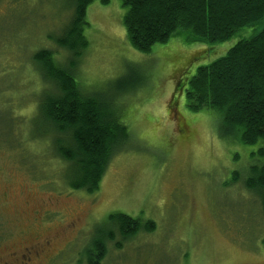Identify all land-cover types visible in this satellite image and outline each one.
<instances>
[{
  "label": "rangeland",
  "instance_id": "374dc122",
  "mask_svg": "<svg viewBox=\"0 0 264 264\" xmlns=\"http://www.w3.org/2000/svg\"><path fill=\"white\" fill-rule=\"evenodd\" d=\"M124 12L122 0H93L86 9L88 45L75 79L109 99L129 133L98 190L87 193L61 178L47 139L24 140L40 87L31 55L46 47L64 61L49 37L71 10L65 0H0V264H74L115 212L152 220L155 230L121 248L109 243L100 264H264L260 201L242 182L258 144L224 138L218 113L191 112L185 102L199 66L260 28L215 44L176 34L143 53L129 43ZM11 134L23 147L7 145Z\"/></svg>",
  "mask_w": 264,
  "mask_h": 264
},
{
  "label": "trees",
  "instance_id": "16d2710c",
  "mask_svg": "<svg viewBox=\"0 0 264 264\" xmlns=\"http://www.w3.org/2000/svg\"><path fill=\"white\" fill-rule=\"evenodd\" d=\"M65 1L70 17L58 35L49 37L65 51L64 61L60 62L55 52L46 47L31 55L40 87L36 112L29 127L24 128V140L29 143L47 139L54 156L62 162L61 178L71 189L94 193L112 156L125 147L129 133L111 101L87 92L75 79L78 59L88 45L85 16L93 0ZM122 5V23L129 43L143 53L176 34L190 42L215 44L242 28H260L251 37L239 40L222 57L199 66L188 81L185 102L191 112L210 109L218 113L219 133L224 138L258 144L252 153L257 163L249 167L242 182L259 198L264 223V0H122ZM7 141L16 148L21 143L13 137ZM20 145L23 147V142ZM238 179L234 172L232 181ZM106 224L110 226L108 230L95 227L74 264H100L109 243L121 248L122 242L139 232L155 230L152 220L120 212L110 213Z\"/></svg>",
  "mask_w": 264,
  "mask_h": 264
},
{
  "label": "flooded vegetation",
  "instance_id": "af4514ba",
  "mask_svg": "<svg viewBox=\"0 0 264 264\" xmlns=\"http://www.w3.org/2000/svg\"><path fill=\"white\" fill-rule=\"evenodd\" d=\"M5 264H11V263H9V262H6Z\"/></svg>",
  "mask_w": 264,
  "mask_h": 264
}]
</instances>
